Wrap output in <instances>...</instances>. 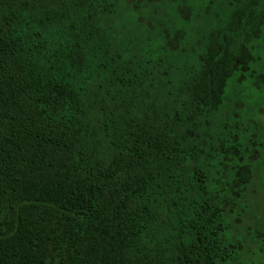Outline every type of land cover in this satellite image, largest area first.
I'll return each instance as SVG.
<instances>
[{
    "label": "trees",
    "instance_id": "1",
    "mask_svg": "<svg viewBox=\"0 0 264 264\" xmlns=\"http://www.w3.org/2000/svg\"><path fill=\"white\" fill-rule=\"evenodd\" d=\"M0 264H264V0H0Z\"/></svg>",
    "mask_w": 264,
    "mask_h": 264
}]
</instances>
